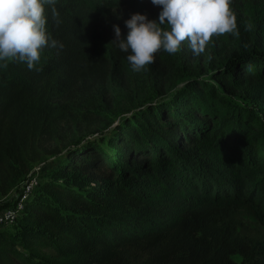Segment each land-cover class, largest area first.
I'll list each match as a JSON object with an SVG mask.
<instances>
[{"label":"trees","instance_id":"1","mask_svg":"<svg viewBox=\"0 0 264 264\" xmlns=\"http://www.w3.org/2000/svg\"><path fill=\"white\" fill-rule=\"evenodd\" d=\"M232 7L239 38L215 37L200 56L186 43L174 56L161 50L135 72L111 42L113 26L126 39L134 13L158 19L151 0H57L59 25L46 6L63 48L43 49L41 71L0 66V198L33 163L62 152L66 113L56 109L80 96L78 84L107 83L132 101L137 91L141 103L100 137L69 145L59 170L93 186L46 182L22 230L0 231V264H264V203L242 179L246 169L264 172V0Z\"/></svg>","mask_w":264,"mask_h":264},{"label":"clouds","instance_id":"2","mask_svg":"<svg viewBox=\"0 0 264 264\" xmlns=\"http://www.w3.org/2000/svg\"><path fill=\"white\" fill-rule=\"evenodd\" d=\"M161 11L158 19L149 20L146 14L134 13L125 21L126 39L121 38L119 25H114L115 38L111 41L127 55L126 59L135 72L146 70L155 62L161 50L170 56L187 44L192 53L200 56L213 38L220 36L240 37L238 15L232 0H151ZM57 0H0V66L9 63L37 68L43 49L63 48L53 39L47 28L46 6L59 25ZM244 30L252 31L254 24L249 18ZM252 72L251 66L245 68Z\"/></svg>","mask_w":264,"mask_h":264},{"label":"rangeland","instance_id":"3","mask_svg":"<svg viewBox=\"0 0 264 264\" xmlns=\"http://www.w3.org/2000/svg\"><path fill=\"white\" fill-rule=\"evenodd\" d=\"M2 63L3 62H0V64ZM123 83L128 85V79H125ZM183 84L184 80H180L178 85L182 86ZM76 89L80 96L72 102L64 103L65 105L62 109H56V112L63 111L66 113L63 122L58 123L57 126V137L60 140L58 146L62 149V152L44 156L40 161L32 164L29 173L19 175L13 183L10 193L0 198V208L10 205L15 200L20 189L32 179H36L35 187L32 190V197L34 194H44L43 186L51 179L62 181L78 180L81 181L80 184L84 187L87 185L93 186L82 174H77L72 171L62 172L63 170H59L61 163L66 160L67 149L74 145L75 142L85 137H88V139H95L111 130L116 123L132 114L131 111L127 112V107L133 102L141 103L139 100L142 96L141 94L137 95V91H135L133 95L134 100L132 101L130 96L126 95L124 92L112 91L111 85L107 83H81L76 86ZM141 90L145 92L144 89L141 88ZM153 98L158 99L160 97H157L155 94ZM234 100L239 103L243 102L242 99L238 97H235ZM147 103L148 99L144 104L146 105ZM75 138L77 139L74 140ZM51 143L50 146H54V142L51 141ZM108 151L114 154L112 149ZM263 155L264 152L262 153V156ZM246 156L247 154L239 155L238 161L242 163L244 160L243 158ZM242 179L248 188H253L251 192L252 190L255 191L253 196L258 200V206L261 207L262 203H264V172L261 173L260 169L258 171L246 169L245 174L242 175ZM257 212L259 214L261 213L260 210H257ZM21 220L20 217L15 224L9 226L7 229L13 234H18L23 228ZM247 220L252 228H260L262 226L261 217L247 216ZM234 259L237 261L242 260L238 255L234 256Z\"/></svg>","mask_w":264,"mask_h":264},{"label":"built area","instance_id":"4","mask_svg":"<svg viewBox=\"0 0 264 264\" xmlns=\"http://www.w3.org/2000/svg\"><path fill=\"white\" fill-rule=\"evenodd\" d=\"M35 183L36 179H32L20 189L15 200L10 205L0 208V231L15 224L24 215L27 204L32 198V190L35 187Z\"/></svg>","mask_w":264,"mask_h":264}]
</instances>
